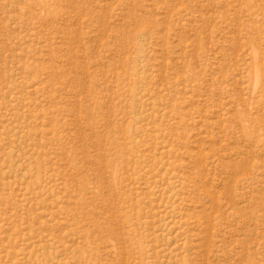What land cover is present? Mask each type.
<instances>
[{
	"label": "rangeland",
	"instance_id": "1",
	"mask_svg": "<svg viewBox=\"0 0 264 264\" xmlns=\"http://www.w3.org/2000/svg\"><path fill=\"white\" fill-rule=\"evenodd\" d=\"M0 264H264V0H0Z\"/></svg>",
	"mask_w": 264,
	"mask_h": 264
}]
</instances>
